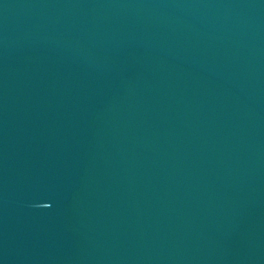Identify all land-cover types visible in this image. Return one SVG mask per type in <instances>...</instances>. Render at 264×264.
Instances as JSON below:
<instances>
[{
  "label": "water",
  "instance_id": "water-1",
  "mask_svg": "<svg viewBox=\"0 0 264 264\" xmlns=\"http://www.w3.org/2000/svg\"><path fill=\"white\" fill-rule=\"evenodd\" d=\"M0 264H264V0H0Z\"/></svg>",
  "mask_w": 264,
  "mask_h": 264
}]
</instances>
